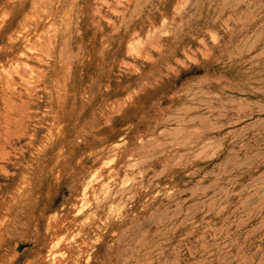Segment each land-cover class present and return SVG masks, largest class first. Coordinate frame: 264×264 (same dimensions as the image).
<instances>
[{
	"label": "clouds",
	"instance_id": "9594fccd",
	"mask_svg": "<svg viewBox=\"0 0 264 264\" xmlns=\"http://www.w3.org/2000/svg\"><path fill=\"white\" fill-rule=\"evenodd\" d=\"M0 99V264H264V0H4Z\"/></svg>",
	"mask_w": 264,
	"mask_h": 264
},
{
	"label": "rangeland",
	"instance_id": "374dc122",
	"mask_svg": "<svg viewBox=\"0 0 264 264\" xmlns=\"http://www.w3.org/2000/svg\"><path fill=\"white\" fill-rule=\"evenodd\" d=\"M91 2H92V0H87V4H91ZM3 3H4V0H0V4H3ZM86 10L88 12H91V8H88L87 5H86ZM18 19H19V16H15L14 17V20L12 21V26L13 27L15 26V21L18 20ZM86 23H88V24L92 23L91 16H89L87 18ZM39 31H43V28H40ZM84 62L85 63L87 62L86 59L84 60ZM28 63H30L33 68L41 67L38 60L28 61ZM78 71H79V64H77L76 66L73 67V72L74 73H78ZM13 79H15L16 81H19L20 77L19 76H14ZM52 80L55 81L56 77L53 76ZM5 87H7V84H5ZM13 87H15V85H13ZM74 87L78 88L79 86L75 82H71L69 90L71 91L72 88H74ZM37 94L39 95V92ZM24 95H25V97H27V93H25ZM46 101H47V96L46 95H45L44 99L42 101H40V102H37L36 100L33 99L32 103L28 104L27 108H26V112L28 114L27 118H28L29 121H32V120L39 119V116L34 115V114L39 113L40 115H43L44 116V122H46L49 125L48 128L44 129V132H52L53 135H56L57 131H59V130L57 129V131H53V129L51 127L52 123H53L54 115L45 114V109L47 107ZM70 102H71V100L69 99V103ZM53 106L54 107L58 106V102H54ZM3 107H4V100L0 99V109H3ZM55 117L56 118H61V123L65 122V118H62V112L56 113ZM14 119H15V117H14ZM33 126L35 127V125H33ZM77 130L78 129L75 128V127L72 128L71 132H70V135L74 136L76 134ZM65 133L69 134L67 125H65ZM227 163H228V161L226 160L225 164H227ZM225 164H221L220 167L223 168L225 166ZM209 187H211V185H209ZM209 195H211V193H209Z\"/></svg>",
	"mask_w": 264,
	"mask_h": 264
}]
</instances>
